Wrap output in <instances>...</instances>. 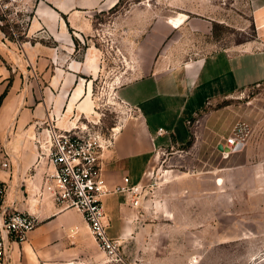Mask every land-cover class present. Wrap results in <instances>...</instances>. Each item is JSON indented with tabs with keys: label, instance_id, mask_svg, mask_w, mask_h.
I'll use <instances>...</instances> for the list:
<instances>
[{
	"label": "crops",
	"instance_id": "obj_1",
	"mask_svg": "<svg viewBox=\"0 0 264 264\" xmlns=\"http://www.w3.org/2000/svg\"><path fill=\"white\" fill-rule=\"evenodd\" d=\"M116 2L22 0L23 12L9 26L23 36L11 39L10 27L1 30L0 44H19L14 56L0 55V96L5 92L0 103V161H12L11 171L0 168V178L8 185L5 204L35 211L40 220L24 242L13 244L6 264H103L95 261L99 245L83 213L76 208H60L48 198L39 202L35 193L48 168V157L40 144L45 137L42 123L54 119L58 126L70 128L92 121V99L103 74L97 19ZM247 5L264 39V0H248ZM187 17L181 13L162 20L160 29L167 31L168 23L173 28L181 27ZM193 25L192 30H196ZM247 55H264V49L235 51L223 47L120 85L112 73L109 93L115 97L111 98L125 103L130 113L118 129L113 127L112 144L101 155L102 178L109 189L103 203L108 234L122 238V245L135 233L138 215L136 205L130 202V192L117 187H139L155 152L185 145L190 139L188 120L208 100L264 79L257 71L241 76L236 72L240 68L233 70V59L240 63ZM259 60L264 66V58ZM195 62L199 64L192 71ZM183 65L188 69L180 77L165 79ZM227 65L229 70L225 69Z\"/></svg>",
	"mask_w": 264,
	"mask_h": 264
},
{
	"label": "rangeland",
	"instance_id": "obj_2",
	"mask_svg": "<svg viewBox=\"0 0 264 264\" xmlns=\"http://www.w3.org/2000/svg\"><path fill=\"white\" fill-rule=\"evenodd\" d=\"M247 1L117 0L106 8L96 24L103 74L89 120L108 132L130 113L125 103L111 98L113 72L120 85L223 47L264 49L263 34ZM181 13L188 15L184 25L173 28L168 23L167 31L160 29L164 20ZM8 27L0 13V36ZM8 35L11 39L23 36ZM18 45L0 44V55L14 56ZM260 58L264 55H247L240 63L233 59L231 67L240 68L236 72L241 76L257 71L264 78ZM198 64L190 69L195 71L192 68ZM183 66L165 79L180 77L188 69ZM240 120L251 124L252 134L241 151L225 157L217 144ZM188 125L190 139L185 145L155 152L137 189V225L120 247L121 260H112L97 246L96 262L264 264V79L208 100Z\"/></svg>",
	"mask_w": 264,
	"mask_h": 264
},
{
	"label": "built area",
	"instance_id": "obj_3",
	"mask_svg": "<svg viewBox=\"0 0 264 264\" xmlns=\"http://www.w3.org/2000/svg\"><path fill=\"white\" fill-rule=\"evenodd\" d=\"M22 0H0V13L9 24L19 20L23 12ZM13 34L17 35L13 27ZM45 137L41 149L48 157V168L45 170L42 185L35 193L39 202L48 198L60 208L80 210L90 228L91 234L99 247L114 261H120L119 250L122 238L108 234L107 217L103 197L109 192L103 178L102 152L112 144L114 128L103 131L96 121H86L70 128H62L53 119L43 122ZM164 130L159 129V133ZM252 134L249 122L240 120L235 123L221 143L220 152L228 157L241 151ZM218 143V144H219ZM217 144V145H218ZM0 168L12 170V161L3 158ZM128 180V178H125ZM138 187L118 186L117 190H127L131 194L130 202L138 205ZM8 185L0 178V264H6L13 244L22 243L28 233L39 223L37 212L20 210L5 204Z\"/></svg>",
	"mask_w": 264,
	"mask_h": 264
},
{
	"label": "water",
	"instance_id": "obj_4",
	"mask_svg": "<svg viewBox=\"0 0 264 264\" xmlns=\"http://www.w3.org/2000/svg\"><path fill=\"white\" fill-rule=\"evenodd\" d=\"M217 148L219 149V150H222L223 149V145L221 144V143H219L218 145H217ZM14 206V203L11 205V207H13Z\"/></svg>",
	"mask_w": 264,
	"mask_h": 264
},
{
	"label": "trees",
	"instance_id": "obj_5",
	"mask_svg": "<svg viewBox=\"0 0 264 264\" xmlns=\"http://www.w3.org/2000/svg\"><path fill=\"white\" fill-rule=\"evenodd\" d=\"M4 95H5V92L2 93L1 96H0V103H1V101H2Z\"/></svg>",
	"mask_w": 264,
	"mask_h": 264
},
{
	"label": "bare ground",
	"instance_id": "obj_6",
	"mask_svg": "<svg viewBox=\"0 0 264 264\" xmlns=\"http://www.w3.org/2000/svg\"><path fill=\"white\" fill-rule=\"evenodd\" d=\"M178 22V21H177ZM119 128V126H117V127H115V129H118Z\"/></svg>",
	"mask_w": 264,
	"mask_h": 264
}]
</instances>
